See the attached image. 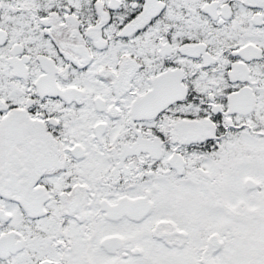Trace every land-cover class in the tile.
Segmentation results:
<instances>
[{"label":"snow or ice","instance_id":"1","mask_svg":"<svg viewBox=\"0 0 264 264\" xmlns=\"http://www.w3.org/2000/svg\"><path fill=\"white\" fill-rule=\"evenodd\" d=\"M0 264H264V0H0Z\"/></svg>","mask_w":264,"mask_h":264}]
</instances>
